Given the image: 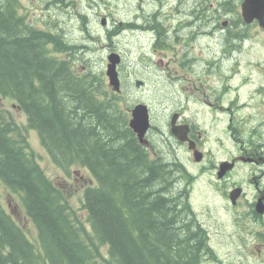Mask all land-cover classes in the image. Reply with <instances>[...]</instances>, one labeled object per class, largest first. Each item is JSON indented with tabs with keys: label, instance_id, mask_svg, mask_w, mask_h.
I'll use <instances>...</instances> for the list:
<instances>
[{
	"label": "trees",
	"instance_id": "1",
	"mask_svg": "<svg viewBox=\"0 0 264 264\" xmlns=\"http://www.w3.org/2000/svg\"><path fill=\"white\" fill-rule=\"evenodd\" d=\"M183 1L206 11H197L198 27L228 20L224 34L211 35L218 43L223 36L224 55L247 40L246 31L233 35L235 25L246 24L237 0H212V9L208 0ZM20 7L19 0H0V95L17 101L26 118L19 124L0 110V188L18 197L36 237H28L0 198V264H203L213 258L180 183L183 169L176 160L149 158L128 125L131 103L106 85L102 69L84 53L90 47L36 27ZM154 30L165 45L167 35ZM71 57L85 68L73 67ZM30 130L58 167L68 172L76 164L94 177L96 184L83 191L84 220L39 164Z\"/></svg>",
	"mask_w": 264,
	"mask_h": 264
},
{
	"label": "rangeland",
	"instance_id": "2",
	"mask_svg": "<svg viewBox=\"0 0 264 264\" xmlns=\"http://www.w3.org/2000/svg\"><path fill=\"white\" fill-rule=\"evenodd\" d=\"M157 2L155 0H19L21 5L19 12L30 22L38 24V28L47 29L53 26L54 33L57 34L64 30L68 44H75L74 41L82 39L81 30L77 32L79 36L74 29L78 25L81 26L80 14L83 15L86 23L89 22L87 26L92 31L88 34L83 29L86 37L91 36L82 40L90 47L84 53L95 62V67L100 70L105 68L108 44L122 55L120 74L125 86L122 82L120 88L126 101L131 104L147 103L151 111V123L159 128L165 120V115L175 108H180L187 118H196L202 127L207 129L206 137L210 141L212 159H225L236 155V146L225 129L230 117L229 111L219 114L220 110L215 106L224 105V107L232 108L233 117L240 121L244 138L251 133L257 136L264 135V30L253 25L250 29V42L247 44L241 42L240 48L233 53L224 56L221 54V60H218L217 66L221 72L220 65L224 60V75L208 65L210 53H206L203 48L206 44L218 47L219 43L213 38L202 41L201 37H209V34L202 36L198 34V41L192 48L191 55L194 66L187 69L180 64L185 57L180 54L177 56V51L182 48V45L166 50L165 54L159 53V48H153V42L150 43L147 37L149 33L124 30L123 22L130 15L132 16L133 11L134 15L137 13L142 15L145 21V15H149L148 13L155 9ZM138 4L142 6V9L137 7ZM102 18H106L104 26L101 25ZM115 30L116 32L113 33ZM207 30H211V27ZM107 32L110 33L112 40L106 37ZM219 54L220 52L217 55ZM64 56L66 54L61 55V57ZM71 59L74 63L73 57ZM81 65L84 64L80 62ZM135 80L143 81L142 86H136ZM203 100L209 101L213 107L208 108V105L202 102ZM0 110L10 113L19 124H25V115L14 99L0 95ZM162 112L166 114L162 115ZM155 135V131L150 133V137L156 140ZM221 138H223L222 141L217 143ZM28 139L46 175L66 192L77 215L84 220L85 211L81 208L83 191L88 185L96 184L94 177L83 166L74 164L70 171L66 172L54 164L34 130L28 131ZM222 143L224 146H220ZM165 151L172 155L175 153V148L171 146L170 150L166 148ZM188 156V153H182L181 160L187 162ZM253 172L251 166L244 164L229 177L228 184L232 180L245 182L247 191H252L254 186L246 180ZM206 184L207 182H200L197 185L193 195L194 204L200 209H217L219 212L216 213L218 214L217 224L222 220L224 225H227L230 211L229 200L224 199L223 218L220 197L219 200L216 198L213 201L208 198V194L203 191V186ZM0 198L5 210L22 226L28 237L31 240L35 239L36 228L26 216L18 197L1 187ZM213 214L215 215L214 212ZM212 225L215 224L212 223ZM211 229L215 228L211 226ZM215 254L220 260H230L238 253L235 250L230 251L228 247H221L216 249ZM232 261L235 262V260ZM205 264H212L211 260H207Z\"/></svg>",
	"mask_w": 264,
	"mask_h": 264
},
{
	"label": "flooded vegetation",
	"instance_id": "3",
	"mask_svg": "<svg viewBox=\"0 0 264 264\" xmlns=\"http://www.w3.org/2000/svg\"><path fill=\"white\" fill-rule=\"evenodd\" d=\"M155 1H158L154 7L155 9L152 13H148L149 15H145V21H143L142 15L138 13L134 15L133 11L132 16L130 15V17L123 22L125 25L124 30L135 33L139 32L142 34L149 33L147 37L150 43L153 42V48H159V53H167L166 50H161L164 47L175 49L176 46L182 45V48L177 51V56L180 54L185 57L180 64L187 69L190 68L188 61L192 55V48L196 45V41L198 40V34L200 36L209 34V37H201L203 41L204 39L212 38L211 35L213 30H215V36L217 38L219 35L224 34V28L228 25V23L224 24V21H221L218 24L219 27H215L214 24L217 22L215 23L212 20H208V27H198L199 24H196L197 11H199L200 14H205L206 12L203 11L202 7L196 8V5H183V0ZM207 5L209 9H212V0H208ZM137 7L142 9L140 4H138ZM83 24L84 23L82 22L81 26L78 25L74 29L76 33L81 30L83 35L80 36V34L77 33L82 39H78L76 42L91 38L90 35L89 37L84 35ZM253 25H256V23H247L243 26L235 25L233 27V33L235 34L233 35H242V33L246 31L247 36L243 37L247 39L245 42V44H247L250 42L251 38L250 27ZM85 27L87 28L86 31L89 33V27ZM210 27L211 30H207ZM49 28V32L54 34L53 26H50ZM156 28L159 29L161 35L169 36L172 34V40H164L163 42L165 45L160 46L159 43L162 39H159L161 37L158 36V31L154 30ZM256 28H258V25H256ZM71 32H73V29H71ZM115 32L116 30L113 33ZM61 33H63L61 36L62 39L67 38L64 30H61ZM109 45L110 50L116 51L111 44ZM203 48L204 50H209L211 54L217 55L220 52V55L222 54V56H224L223 36L218 47L206 44ZM55 55L61 56L62 54L58 53ZM122 59L123 58L121 57L118 64L119 73L121 71ZM76 64L80 66L79 58L76 59L74 63L72 62L73 67L77 66ZM81 66L82 69L85 68L84 65ZM221 72L222 75H224V60L221 62ZM129 75L130 74H128V76ZM120 78L122 85L123 78L121 74ZM202 102H205V104L208 105V108L213 107V105L207 100H203ZM231 103H233V101H231ZM215 107H218L220 110L219 114L229 111L228 114L230 117L225 129L229 133L233 144L236 146V155L225 159H212L210 141L206 137L207 129L202 127L201 123L196 118H187L180 108H175L169 112L168 115H165L166 113L162 112V115H165V120L160 125L161 128L153 124L150 125L147 131L148 143L146 149L149 154L155 158L162 157L165 160H176L179 163V167L183 169L184 177L180 176V183L187 188V196L190 201V209L193 212L194 220L196 224H199V226L205 231L206 243L210 251L213 253L218 248L228 247L230 251L235 250L238 253L237 256H233L230 260L223 259L221 260V263L211 261L212 264H264V135L261 134L257 136V134L253 135V133H251L250 136L244 138L242 136V126L240 121L233 117L234 113L232 112V108L224 107V105H216ZM174 113L178 114L177 123L188 125L187 139L183 141L176 138L171 132L170 121ZM151 117L150 111V119ZM152 131H155L156 133V140L150 137ZM222 139L223 138L217 141V143H220ZM171 146L175 148V153L172 155L165 151L166 148L170 150ZM220 146H224V143L220 144ZM184 152L189 154L187 162L181 160V154H184ZM224 162H229L231 165H224ZM244 164L251 166L252 171H254L246 180L254 186V190L252 191H247L245 182L243 183L232 180V182L228 184L229 177L236 172L237 168ZM200 182H207V184L203 186V191L208 194V198H211L213 201L216 198L219 200L220 197V208L223 218L224 199L226 201L229 200L230 211L228 219L229 223L227 225H224V221L222 220L217 224V209H200L194 204L193 195H195L196 187ZM236 188H240V192L234 196V202H232L231 193ZM212 223L215 225H212ZM211 226L215 229L212 230ZM214 237L222 239L216 240ZM208 259L211 258L206 257V261ZM232 260H235V262Z\"/></svg>",
	"mask_w": 264,
	"mask_h": 264
},
{
	"label": "water",
	"instance_id": "4",
	"mask_svg": "<svg viewBox=\"0 0 264 264\" xmlns=\"http://www.w3.org/2000/svg\"><path fill=\"white\" fill-rule=\"evenodd\" d=\"M241 14L244 20L252 21L256 19L259 24L264 27V0H244L241 4ZM108 64L106 66V75L109 83L114 90H119V76L117 71V64L120 60V55L117 52H111L108 56ZM140 81H137L139 84ZM177 114L172 117L171 132L180 140L186 139L187 128L185 125H175ZM149 112L148 107L144 103H138L131 109V118L129 119V126L136 133L140 143H146L144 135L149 127ZM231 165V163L224 162V165ZM240 192V188H236L231 193V200L234 202V196Z\"/></svg>",
	"mask_w": 264,
	"mask_h": 264
}]
</instances>
